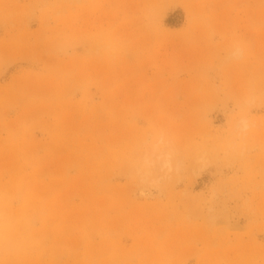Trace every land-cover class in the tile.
<instances>
[{"label": "rangeland", "instance_id": "374dc122", "mask_svg": "<svg viewBox=\"0 0 264 264\" xmlns=\"http://www.w3.org/2000/svg\"><path fill=\"white\" fill-rule=\"evenodd\" d=\"M0 264H264V0H0Z\"/></svg>", "mask_w": 264, "mask_h": 264}, {"label": "clouds", "instance_id": "9594fccd", "mask_svg": "<svg viewBox=\"0 0 264 264\" xmlns=\"http://www.w3.org/2000/svg\"><path fill=\"white\" fill-rule=\"evenodd\" d=\"M243 55V49L239 46L234 47L229 52L228 59H238ZM250 128L249 121L241 115L236 123V135L238 137H244ZM153 139L158 149H160V155L157 159V165L161 173H167L172 169V156L170 152H164L163 148L166 147L167 142L163 133H154Z\"/></svg>", "mask_w": 264, "mask_h": 264}, {"label": "bare ground", "instance_id": "6f19581e", "mask_svg": "<svg viewBox=\"0 0 264 264\" xmlns=\"http://www.w3.org/2000/svg\"><path fill=\"white\" fill-rule=\"evenodd\" d=\"M147 160H148V159L146 158V163H145V164L148 165V163H147L148 161H147ZM203 160H204V159H203ZM205 161H206V160H205ZM145 164H144V165H145ZM140 193H141V194H140L141 196H148V193L146 192V190H145V191H142V192H140Z\"/></svg>", "mask_w": 264, "mask_h": 264}]
</instances>
